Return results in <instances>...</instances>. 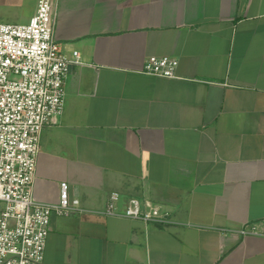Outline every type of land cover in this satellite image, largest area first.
<instances>
[{"label":"crops","instance_id":"0c3cea01","mask_svg":"<svg viewBox=\"0 0 264 264\" xmlns=\"http://www.w3.org/2000/svg\"><path fill=\"white\" fill-rule=\"evenodd\" d=\"M38 1L0 0V23ZM53 1L85 64L43 129L34 194L57 202L67 182L83 210L52 216L44 264H264V0ZM154 55L179 77L143 73ZM113 193L171 222L105 215Z\"/></svg>","mask_w":264,"mask_h":264},{"label":"built area","instance_id":"2783aa9c","mask_svg":"<svg viewBox=\"0 0 264 264\" xmlns=\"http://www.w3.org/2000/svg\"><path fill=\"white\" fill-rule=\"evenodd\" d=\"M58 4L39 0L27 23H0V264H44L51 219L83 210L62 182L57 202H42L34 181L43 129L63 115L66 83L74 65L85 62L78 50L63 51L55 35ZM179 59L150 56L148 75L178 78ZM113 193L104 214L144 223L169 224L168 213L130 198L118 210ZM258 233L255 228L242 230Z\"/></svg>","mask_w":264,"mask_h":264}]
</instances>
